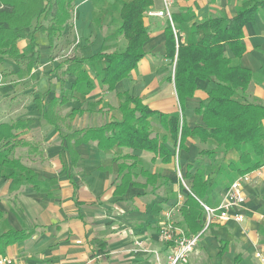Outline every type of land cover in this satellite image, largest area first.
Here are the masks:
<instances>
[{"label": "crops", "instance_id": "0c3cea01", "mask_svg": "<svg viewBox=\"0 0 264 264\" xmlns=\"http://www.w3.org/2000/svg\"><path fill=\"white\" fill-rule=\"evenodd\" d=\"M129 1L80 0L75 6L76 21L67 35L68 39L72 41L74 35L79 34L82 48L85 40L92 37L94 51L104 47L108 51L106 53L114 52L118 41L106 38H112V33L120 28L115 18L121 19V9ZM245 1L173 0L171 13L172 16L182 15L186 20L182 27L184 42L198 38L197 24L211 18L235 17ZM151 7L162 9V0H154ZM144 20L150 39L144 46L146 56L136 68L140 73L136 74L134 70L112 92L93 81L95 90L89 96L101 93L103 96L97 99L100 101L110 97L119 99L117 94L128 92L131 97L141 98L152 110L178 114L175 86L168 81L174 73V66L170 65L167 57L165 31L168 21L149 17L147 11ZM243 42L247 51L239 59L225 48L234 66L247 69L253 75L249 88L239 92V98L264 106V9L260 8L253 21L244 28ZM92 48H82L81 51L86 54L93 51ZM248 59L254 62L246 65ZM41 61L43 69L33 74L39 80V87L44 89L42 93H51L52 100L62 92L60 80L49 69L51 65L53 69L57 66L52 64L49 54ZM53 76L59 85L53 84ZM68 83H65L64 90H73L75 81ZM214 89V82H198L194 97L196 103L186 118L191 129L202 124L201 117L194 111L202 103L206 105L209 102L208 94ZM69 104L71 109L66 120L61 118L60 121L59 118L54 121L56 117L51 116L50 123L43 118V111L31 114L32 117L27 119L16 120L33 121L29 134L40 130L42 155L37 156L40 162L34 159L33 166L25 165L36 175L35 180H26L28 173L20 177V170L13 168L9 172L16 176L0 179V236L26 233L24 239L10 245L0 241V264H158L155 253L161 264H167L168 246L160 239L165 213L177 204L180 195L185 204L188 194L177 177L175 157L170 164H163L155 154L139 150L107 152L99 149L97 142L73 146V142L68 143V136L74 131L121 121L122 113L118 107L110 106L109 116L105 119L101 118V113L92 115L87 101L76 100ZM65 107L63 105L60 111ZM103 108L99 102L97 112ZM74 111L81 113L72 116ZM2 124L11 122L1 121ZM153 126L158 128L159 124L153 121ZM160 133L164 134V131ZM11 141L4 143L8 145ZM186 145L188 150L181 151L184 157L180 162L186 183L191 188V179L186 176L188 167L193 166L192 174L199 173L208 180L209 191L202 201L212 207L218 206L225 191L240 177L237 169L242 166L237 162L238 155H227L223 150L213 148V144L201 143L194 137H190ZM211 147L214 150L210 155L199 156L201 151L206 152ZM125 155L136 157L138 165L131 183L119 194L123 160L118 158ZM261 161L262 166L249 173H253L252 181L243 189L246 201L240 212L245 216L244 221L216 222L203 230L197 248L186 264H264V157ZM142 170L157 175V180L148 183L141 175ZM2 176L0 172V178ZM175 220L178 227L192 235L181 212ZM258 254L263 261L257 257ZM3 260L8 262L3 263Z\"/></svg>", "mask_w": 264, "mask_h": 264}, {"label": "trees", "instance_id": "16d2710c", "mask_svg": "<svg viewBox=\"0 0 264 264\" xmlns=\"http://www.w3.org/2000/svg\"><path fill=\"white\" fill-rule=\"evenodd\" d=\"M80 0H0V66L6 58L14 59L20 64L25 58L26 71L34 75L35 61L40 57L36 35L46 33L51 45L71 19V11ZM154 0H130L124 3L120 18L122 24L117 30L126 41L127 47L121 53L98 52L86 59H74L68 71L74 75L73 89L82 97L75 100L85 102L95 90L90 70L100 68V83L109 92L116 85L127 79L145 58V44L150 39V32L145 25V13ZM264 9V0H246L239 13L231 18H211L196 25L198 38L186 39L183 42L182 27L186 20L182 15H173V27L168 22L166 33L167 57L174 66L173 82L180 106V114L169 115L152 110L139 97H131L128 92L117 94L118 109L122 113L121 121H115L100 127L76 130L68 136V143L80 146L97 142L99 149L107 152L122 149L139 150L153 153L163 164H170L179 150L187 151L190 137L201 143H211L213 148L223 150L227 155H238L239 176L259 169L264 157V106L259 103L244 102L239 92L246 91L252 81V72L234 66L228 58V48L235 58H241L247 51L244 44V28L253 21L256 12ZM49 26L42 24V21ZM27 42V53H23L18 43ZM34 72V74H33ZM97 75V74H96ZM97 75V77H98ZM214 82L216 89L208 94V103L201 104L194 113L201 117L202 124L191 129L184 116L186 102L195 97L198 82ZM52 99V104L56 103ZM43 110V118L52 123L48 107ZM59 102V101H58ZM64 104V101H61ZM60 103V102H59ZM81 111H74L72 116ZM157 121L159 129H155ZM32 120H19L13 124L0 125V143L16 140L32 125ZM163 130V133L160 131ZM171 144V146H169ZM212 148V149H213ZM201 151L199 156L214 150ZM121 184L117 193H123L132 181L133 171L137 168L138 159L131 155L121 156ZM4 159L3 164L8 162ZM233 164V163H232ZM13 169L20 170V177L35 180L28 167L20 161L11 162ZM193 166L188 167L186 178L191 179L187 200L181 209L184 222L192 235L204 230V212L199 201L208 193V180L199 173L192 174ZM16 176L13 172L7 178ZM148 183L157 180V175L141 171ZM3 177V176H2ZM24 232L7 233L0 236V241L10 245L24 239ZM103 245V244H101ZM102 247V246H101Z\"/></svg>", "mask_w": 264, "mask_h": 264}, {"label": "rangeland", "instance_id": "374dc122", "mask_svg": "<svg viewBox=\"0 0 264 264\" xmlns=\"http://www.w3.org/2000/svg\"><path fill=\"white\" fill-rule=\"evenodd\" d=\"M192 1V0H189ZM174 7V6H173ZM76 21V15H75V7L71 11V19L67 26L65 27L62 34H60L57 39L54 40V42L50 45L49 39L46 33L39 32L36 35L37 42L39 44L38 50L40 57L36 60L34 64V71L38 72L40 69H43L42 61L41 59H44L48 54L49 58L53 62L52 64L56 65L57 67L53 69V65L50 66V70L52 75L56 76L58 80L61 82V90L62 92L57 94L54 98H56V103L52 104L51 100V108L48 107L49 113L51 116L56 117L54 121L59 120H66L68 119L67 114L70 112L71 104H69L72 101H76V97H82L81 94L77 92L75 89L71 90H64V86L66 82L75 81V77L73 74H71L68 69L71 66V63H73L74 59H85L89 58V56H93V53L95 52H108L104 47L100 48L97 51H94L92 46L94 45L92 37H89V39H86L84 42V46L82 48L93 49V51L86 52L84 54L80 47L82 43H79V40L82 39L78 35H74V39L70 41L67 37L69 32L74 27V22ZM116 24H122L121 19L118 18V16L115 18ZM42 24L46 27L49 26V23L46 21H42ZM119 26V25H117ZM103 28L101 29V31ZM77 36V37H76ZM79 36V37H78ZM112 38L107 37V39H115L118 41V43L115 46V51L112 53H121L123 52L127 47V41L117 33V31H114L112 33ZM18 46L20 50L23 53H27V42L26 41H20L18 43ZM48 48V49H47ZM49 50V51H48ZM110 53V52H109ZM94 54V55H95ZM29 59L25 58L24 61H22L20 64L16 63L14 59L6 58L5 61L0 66V122H16L19 118L27 119L28 117H32L31 114H36L37 112L41 114V112L45 109L47 106L48 101L52 98L51 93H42L44 89L39 87V80H37V77L35 75H30L26 71V63ZM254 61H251V59H248V61L245 63L246 65L252 63ZM256 65V63H255ZM90 66L87 65L86 68L89 69L91 72L92 79L95 82H97L98 86H102L100 83V68L101 65L96 68V71L94 69L90 70ZM246 67V66H245ZM254 67V66H252ZM138 69L135 70L136 74L140 73ZM98 77H97V75ZM158 76V74H156ZM52 77L51 81L54 85L58 84L59 81L55 79V77ZM47 82V81H46ZM68 83V84H69ZM43 84V83H42ZM99 88V87H98ZM100 89V88H99ZM99 89L97 91H99ZM163 92V90H162ZM101 93H94L92 96H88L86 101L88 102V108L92 110V115H96V113H101L103 116L101 118L107 119L109 116V108L118 107L119 106V99H112L110 98H104L100 101H97V99H100ZM64 101V104H62L61 101ZM60 103H59V102ZM99 102L104 105V108L101 109L99 112H97L98 104ZM84 103V102H83ZM196 103V99H189L185 106V118H188L190 114V110L193 108V106ZM66 106L64 110L60 111V108L62 106ZM109 105V107H107ZM111 106V107H110ZM105 110V112H103ZM178 114H180L181 110L179 108L178 104ZM113 113V110H112ZM100 114V115H101ZM115 115V114H113ZM42 116V115H41ZM39 117V119L41 118ZM156 123H158L156 121ZM59 127V126H58ZM155 129H159L155 128ZM29 129H27V133L20 134L16 140L11 141L10 144H5L4 142L0 143V172H2L3 177L0 179L7 178L9 174V170L12 169L11 162L13 161H20L23 165L26 166H33L31 163H35L36 161L34 159H37L39 161L38 157H41V150L42 145L40 144L42 142V139L40 138V130L36 129L35 133L29 134ZM43 133V131H42ZM27 135L25 138H22L23 136ZM42 135V134H41ZM39 140H41L39 142ZM212 149V147H211ZM38 151V152H37ZM44 151V147H43ZM179 151V150H178ZM40 155V156H39ZM184 153H180V162L183 160ZM4 159H7L8 163L6 165L3 164ZM42 160V158H41ZM40 162V161H39ZM46 162V161H45ZM47 163V162H46ZM45 163V164H46ZM48 165V164H47ZM39 166V165H37ZM15 174V173H14ZM7 175V176H6ZM18 176V175H17Z\"/></svg>", "mask_w": 264, "mask_h": 264}, {"label": "built area", "instance_id": "2783aa9c", "mask_svg": "<svg viewBox=\"0 0 264 264\" xmlns=\"http://www.w3.org/2000/svg\"><path fill=\"white\" fill-rule=\"evenodd\" d=\"M162 3V9L158 10L151 7L147 10V15L154 18H164L170 22L173 27L171 13L173 0H162ZM175 164L180 184L185 188V191L190 194V188L181 172L178 150L175 153ZM255 173L258 175L261 174L259 171H256ZM252 175L253 173H248L238 177L225 191L221 203L216 207H212L203 201H199L205 216L204 230L208 229L216 222L233 220L237 223H241L244 221L245 216L240 212L242 205L246 201L243 189L246 184L252 181ZM183 203L184 198L180 195L177 204L165 213V222L160 230V239L168 246L167 264H186L191 254L197 248L200 240L201 233L190 235L187 234L184 229L177 226L178 223L175 220V216L180 214L181 209L184 206ZM155 255L157 263L161 264L158 254L155 253ZM257 257L263 261L260 254H258ZM7 262V260H3V263Z\"/></svg>", "mask_w": 264, "mask_h": 264}]
</instances>
